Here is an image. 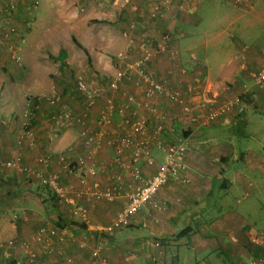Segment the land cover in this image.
Instances as JSON below:
<instances>
[{"label":"crops","instance_id":"crops-1","mask_svg":"<svg viewBox=\"0 0 264 264\" xmlns=\"http://www.w3.org/2000/svg\"><path fill=\"white\" fill-rule=\"evenodd\" d=\"M7 1L0 0V242L14 239L15 243L0 248V264L26 260L24 242L37 252V264H98L91 257L96 248L110 264H251L258 260L264 264V85L255 81L264 63V0H255L248 12L241 11L232 19L229 12L238 11L230 6L232 0L205 3L204 20L211 15L208 20L230 32L223 44L214 43L217 50L204 53L203 60L183 31L199 23L196 11L202 0H171L169 14L153 20L147 18L146 11L151 7L162 10L161 0H132L121 13L116 12L115 0H11L9 12ZM221 1L229 3L231 10L220 8L217 3ZM130 21L138 23L132 32L138 41L164 31L172 34L170 51L149 65L158 79L183 93L190 85L196 91H208L218 102L238 97L240 103L204 125L189 122L178 105L157 98L159 109L168 113L187 138L185 171L160 187L130 218L129 225L105 233L102 228L128 202L129 193L162 162L163 153L153 145L163 136L154 130L158 117L151 116L153 127L138 138L151 142L154 163L149 165L145 158L137 162L142 178L133 179L114 161L110 144L130 131V126L123 124L131 117L129 112L125 117L112 110L113 122L106 127L96 120L108 98L121 103V92L136 93V86L132 79H125L118 90H107L88 107L77 85L87 79L75 68L78 51L74 42L67 40L76 39L86 49L91 85L106 87L108 79L101 75L112 73L107 55L117 47L122 46L120 51L127 48L122 31ZM113 26L119 28L118 36ZM208 41L212 42L205 38V45ZM41 95H56L60 101L56 105L33 102L36 140L30 146L27 139H20L23 114L28 96ZM239 107L243 111H238ZM60 108L83 116L87 128L99 134L92 160L85 162V167L96 170L88 175L87 184L82 185L77 174L61 173L60 183L88 209L85 223L71 216L37 180L2 165L20 157L50 172L53 166L44 168L38 158L50 154L55 166L59 154L73 161L90 153L83 147L79 125L61 128L50 137L49 121ZM145 115L143 109L138 110V116ZM128 155L129 151L124 159ZM94 183H98L97 189ZM109 186L118 191L116 199L97 196L96 190ZM41 226L67 230L64 242L49 238L54 248L51 254H44L42 244L35 240ZM260 233L262 245H252L251 238Z\"/></svg>","mask_w":264,"mask_h":264},{"label":"built area","instance_id":"built-area-1","mask_svg":"<svg viewBox=\"0 0 264 264\" xmlns=\"http://www.w3.org/2000/svg\"><path fill=\"white\" fill-rule=\"evenodd\" d=\"M37 1V0H36ZM255 0H232L231 4L235 8L249 10L253 7ZM114 4L118 7V13H121L128 6H131L132 0H115ZM160 6L162 10L151 7L146 11L147 18L150 20L159 17H165L172 8L171 0H161ZM13 7L11 0L7 1V12ZM138 23L130 21L127 28L123 29L122 35L126 38L127 48L118 52L112 60V73H104L101 76L108 79L107 86L98 83L88 84L84 80L77 82L78 90L85 98L86 105L91 107L95 101L100 98L108 90L114 92L119 89L125 79H132L136 86V93L121 92L122 102L118 103L112 98H108L96 120L100 126H109L112 124V110L121 113L126 117V112L130 116L124 119L123 124L130 126V131L122 136H117L110 144L114 149V161L122 165V167L130 173L133 179L140 180L142 173L137 165L141 159L145 158L149 165L154 163V158L150 155L151 142L147 139L138 138L141 133L148 132L153 127L151 116H157L158 120L154 126L156 134H161L162 140L154 143V147L159 149L164 157L159 162L156 171L144 180L142 185L137 186L129 193L128 202L116 213L112 222L102 228L105 233H112L119 230L130 223V218L144 206L153 195L162 187L170 178H178L181 172L185 171L184 157L187 149V138L171 122L168 113L162 112L156 104L157 98H163L172 105H178L183 116L191 123L202 122L204 125L210 124L221 115L225 114L233 108L234 105L240 103V98L236 97L223 102H218L215 96L208 95V91H196L192 86H186L185 92L169 87L164 80L158 79L155 72L149 69L152 61L161 55L168 53L171 47L172 34L164 31L158 36L138 41L133 35ZM174 54V52H172ZM134 54V55H133ZM264 55V51H263ZM255 81L257 84L264 85V63L258 68ZM107 94V93H106ZM48 102L51 105L59 103L60 98L56 95L48 96H28L27 109L23 114L22 134L20 139H27L30 146L34 145L36 140L35 131L32 124L36 119L35 108L33 102ZM143 109L147 115L138 116V110ZM238 111H243L239 107ZM69 125L81 126L79 136L82 139L83 147L90 153L87 155H79L75 160L69 161L64 155L59 154L56 165L52 164L51 155H43L37 159L39 165L47 168L53 166L52 171L36 168L33 165L25 163L20 157L4 162L2 165L13 168L37 180L42 186L48 188L58 203L65 206L71 216L77 218L80 222L85 223L89 220L88 209L85 205L77 200V196L69 193L61 183V173L77 174L79 182L82 185L87 184L89 174L96 172L94 167H85L87 160H92L94 147L98 146V133H92L86 126L83 116H75L71 109L60 108L49 121L50 137L61 128ZM166 133V134H164ZM164 134V135H163ZM167 136V137H166ZM129 151L128 159H124ZM93 188H98V183L93 184ZM98 197L112 201L119 195L115 187H106L104 190H96ZM66 228L41 226L35 233V240L42 244L44 254L54 252L53 241L49 238L56 237V241L61 243L65 240ZM14 239L7 242H0V248L13 247ZM252 245H262L263 236L257 234L251 238ZM158 245L159 242H156ZM22 252L26 260L13 259L8 264H37V252L33 251L28 242L22 245ZM84 244H80L83 248ZM6 258L9 255L5 256ZM91 257L96 259L98 264H110L107 259L100 255L99 249L91 252ZM67 262H71V258H67ZM251 264H263L260 260Z\"/></svg>","mask_w":264,"mask_h":264},{"label":"rangeland","instance_id":"rangeland-1","mask_svg":"<svg viewBox=\"0 0 264 264\" xmlns=\"http://www.w3.org/2000/svg\"><path fill=\"white\" fill-rule=\"evenodd\" d=\"M209 3V0H202V4L201 6H199V8L197 9L196 13L198 18L200 19L198 24L192 25L191 27L188 28H183L184 31V37L185 39L192 45H194L195 47L193 48V51L198 55V57L200 59H204V53H210V52H214L215 50H217V48L215 47L214 43L217 45L218 42L221 44H223L225 42V40L228 37V34L230 32V30H225V26L222 27V25H217L216 23H212V19L208 20L209 17H211V15L204 20V13H206L205 9H202V6L204 4ZM216 5L215 2H213V8ZM217 5L220 8H224L226 10H231L229 7H232V4L230 3V6L228 7L229 3H227V5H225V3L223 1L217 3ZM238 11H233V12H229L230 13V19L238 16L239 14H242V12H248L249 10H245V9H241L238 8ZM118 11V9H116V12ZM242 11V12H241ZM214 14H215V10H213ZM213 16V15H212ZM225 14H223V19H225ZM204 20V21H203ZM203 21V22H202ZM205 25V27L203 26ZM113 31H115L116 36L119 35V28L117 26H113ZM218 31V32H217ZM232 31V30H231ZM216 37L215 36V33ZM205 38L210 39L212 42L208 41V45H205ZM185 39H182L185 41ZM67 41H73L74 39H70ZM213 43V44H212ZM75 44V42H74ZM76 46V50L78 51V53L75 54V61L77 66L75 67L76 69H78L79 74L81 77L87 79V82L89 84L92 83L90 74H89V70H87V65L90 62V58L89 55L79 46ZM24 48V46L22 47ZM122 49V46L115 48V50L111 53H108V57L109 59H111V61L114 58V53L117 51H120ZM81 51H83L84 53H82ZM225 55L222 54V57H224ZM72 76L75 78V74ZM80 95V94H79ZM49 191V190H48ZM50 194L52 195V193L50 192ZM52 201V198H51ZM54 201V200H53ZM52 201V202H53ZM127 230V229H126ZM170 264V263H169Z\"/></svg>","mask_w":264,"mask_h":264},{"label":"trees","instance_id":"trees-1","mask_svg":"<svg viewBox=\"0 0 264 264\" xmlns=\"http://www.w3.org/2000/svg\"><path fill=\"white\" fill-rule=\"evenodd\" d=\"M74 42H75V44L77 45V46H79V47H81L85 52H86V49L76 40V39H74ZM177 130H179L178 128H176ZM181 131V130H180ZM45 187V186H44ZM46 188V187H45ZM49 192H51V191H49ZM52 198L53 199H55V200H57L54 196H53V194H52ZM73 224H75V222H72Z\"/></svg>","mask_w":264,"mask_h":264}]
</instances>
